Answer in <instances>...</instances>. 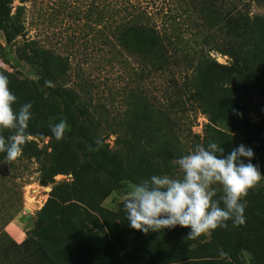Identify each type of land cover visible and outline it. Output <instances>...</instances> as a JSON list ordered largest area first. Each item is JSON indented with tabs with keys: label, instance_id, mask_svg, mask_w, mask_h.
<instances>
[{
	"label": "rangeland",
	"instance_id": "obj_1",
	"mask_svg": "<svg viewBox=\"0 0 264 264\" xmlns=\"http://www.w3.org/2000/svg\"><path fill=\"white\" fill-rule=\"evenodd\" d=\"M68 1H12L9 5L10 16L15 14L17 7H26L25 30L8 43L0 54V73L8 77L9 88L17 97L14 109L18 110L25 103L32 104L31 120L51 116L60 111L57 101L49 97L38 83V77L44 72H49L57 83L72 85L84 93L87 99H91V106H87L89 102L84 99L75 105L78 121H97L100 123L99 127L103 129L117 122L118 116L115 111L131 91L133 97L137 98V95H143L150 84L147 80H138L131 73L120 75L119 65H102L103 62L96 55L98 44L96 27L92 26V33H89L88 39L85 38L87 31L83 26L85 22L80 2L75 4L79 10L72 14L66 7ZM218 5L222 12L233 10L237 12L232 21L220 22L215 40L226 49L229 46L237 49L242 63L241 68L229 78L205 72L198 80L205 102L210 105V115L204 114L202 110H196L190 115L176 113L172 117L181 120L182 123H185L186 119L192 121L191 132L195 137L184 140L183 155L193 151L198 144L206 147L209 142H216L224 149V155L243 144L253 150L254 158L251 163L259 165L261 174L264 175V98L251 93L247 96L237 89L241 88L238 83L248 78L252 53L264 32V0H222ZM30 41L34 42L31 44ZM0 43L5 45L1 31ZM41 46L56 56H68L70 68L67 75L62 74L65 67L60 60H53L47 51L41 53L37 50V47ZM210 57L223 67L233 70L229 54H223L218 50L211 52ZM160 85V81H157L150 86H155L158 92ZM160 96L161 94L157 93V97ZM134 102H137V99ZM158 103L151 109L153 114L150 115L153 122H157L153 127L156 133L158 129L166 126L162 116L165 113L161 112L164 111L162 101ZM140 118L148 119L149 116L142 113ZM121 128H124V125ZM178 129L180 126L176 125L172 133L180 136ZM2 134L6 138L10 135L6 132ZM154 139L157 140V137ZM106 140L112 144L113 137ZM35 155L38 160L33 157ZM149 161L150 158H146L144 163ZM77 162L81 163L82 159L75 145L63 142V139L58 141L55 137L29 136L23 145L22 154L12 161L6 160L5 154L0 153V235H5L16 245L23 241L41 240L45 245L54 248L63 264L66 261L70 264H99L98 259L102 255L111 257L113 263L110 264H122L119 260L123 255L122 251L116 247L102 245L95 237L88 240L87 236L84 247L71 246L65 242L67 221L69 218H77L78 212L75 208H69V205L83 207L82 202L75 200L89 198V203L98 204L118 217L120 225L130 232L129 245L133 240L141 238L147 249L151 250L155 245L168 240L173 228L147 234L132 229L124 218V212L121 211L123 205H120V197L125 188L111 192L100 201L98 193L108 186L107 180L93 173H89L83 179H74L69 172L71 169L69 163L71 165ZM41 163L47 167L44 175L46 184L40 182ZM172 165H175L174 161L164 163L160 160L156 168L165 167L162 170L163 175L179 177L180 172L176 165L175 174L165 172L166 167ZM135 179L142 182L150 179V176L148 171H144L142 176L137 175ZM214 187H217L219 195L218 186ZM245 200L246 223L233 227L232 221L229 220L227 228L218 230L222 237L237 249L241 264H264V230L257 225L260 219H264V179L249 190ZM9 225L21 228L24 235L19 238L13 237ZM35 225L39 228L36 233ZM86 225L93 234H99V227L95 224ZM208 239L209 233L202 235V241ZM254 242L258 245L251 246ZM197 245L198 243H192L187 248ZM134 261L135 259L126 258L127 263ZM183 263L191 264L190 261Z\"/></svg>",
	"mask_w": 264,
	"mask_h": 264
},
{
	"label": "trees",
	"instance_id": "obj_2",
	"mask_svg": "<svg viewBox=\"0 0 264 264\" xmlns=\"http://www.w3.org/2000/svg\"><path fill=\"white\" fill-rule=\"evenodd\" d=\"M12 1L0 0V31L5 41V45L0 43V54L8 43L25 30L26 7H17L15 14L10 16L9 5ZM69 1L66 7L72 14L79 10L75 6L80 2L85 22L83 26L87 31L85 38L88 39L89 33H92V26L96 27V55L103 66L119 65L120 75L131 73L138 80H147L150 85L157 81L161 83L158 92L155 86L148 85L143 95H137V98L133 97L131 91L132 94L129 93L115 111L117 122L101 129L97 121L80 122L76 117L77 102L84 99L89 102L87 106H91V99H87L84 93L72 85L57 83L49 72L38 77V83L49 97L57 101L60 111L51 116L30 120L29 136L53 138L49 124L66 120L68 130L63 142L73 143L82 159L81 163H69V172L76 180L83 179L89 173L105 177L108 186L98 193L99 200L102 201L111 192L126 188L125 181L140 183L135 176H142L144 171H148L150 177L163 175L165 167L156 168L160 160L166 163L183 156L184 140L195 137L191 132L192 121L186 119L182 123L172 115H190L196 110L210 115V105L205 102L198 80L205 72L229 78L241 68L237 49L232 46L226 49L215 40L220 22L232 21L237 12H222L218 5L222 0ZM33 42L30 41L31 44ZM37 50L41 53L47 51L53 60H60L65 67L62 74L67 75L70 68L68 56H56L51 51H45L42 46L37 47ZM218 50L230 55L233 70L223 67L210 57L211 52ZM46 80L51 81L54 87H45ZM238 85L241 88L237 89L242 94L251 93L264 98V32L252 53L248 78ZM156 92L161 94L159 98ZM135 99L137 102H134ZM161 101L166 126L156 133L153 127L157 122H153L150 115L153 114L151 109ZM142 113H147L149 118L141 119ZM122 125L124 128H121ZM176 125L180 126L177 130L180 131V136L172 133ZM104 131L105 134L101 133ZM4 132L11 135L9 131ZM108 137H113L112 144L107 142ZM97 140L102 144L99 150H95ZM35 152L38 154V151ZM33 157L38 160L36 155ZM146 158H150L149 163H144ZM46 168L45 164H40L41 184H46ZM175 169V165L167 166L165 172L175 174ZM75 201L82 202L83 207L69 205V208L78 211L77 218H69L66 225L65 242L71 246L84 247L87 236L88 240L95 237L102 245L122 251L123 255L119 259L122 264H184L183 262L189 261L191 264H241L237 249L222 237L218 228L212 230L209 239L204 242L202 236L195 240L188 239L190 229L177 226L172 229L168 240L148 250L141 238L133 240L129 245L130 232L120 225L115 214L98 204L89 203V198ZM86 222L99 227V234H93ZM257 225L264 230V219H260ZM38 229L35 225L34 232ZM192 243L198 245L187 248ZM253 245L257 246L258 243L254 242L251 246ZM126 258L135 261L127 263ZM110 259V256L102 255L98 259L99 264L113 263ZM61 260L54 248L41 240L23 241L16 245L5 235H0V264H63ZM65 264L70 263L66 261Z\"/></svg>",
	"mask_w": 264,
	"mask_h": 264
},
{
	"label": "clouds",
	"instance_id": "obj_3",
	"mask_svg": "<svg viewBox=\"0 0 264 264\" xmlns=\"http://www.w3.org/2000/svg\"><path fill=\"white\" fill-rule=\"evenodd\" d=\"M9 79L0 73V153L5 159H17L28 141L32 104L14 109L17 97L9 88ZM45 87H54L45 81ZM56 140L68 130L66 120L49 124ZM9 131L7 138L2 134ZM97 148L102 146L96 141ZM92 150V149H90ZM254 152L241 144L224 155L216 142L196 145L194 150L174 160L180 176L152 175L140 183L125 181L120 197L121 211L129 226L142 233L159 232L177 226L190 229L187 238L195 240L217 228L246 223L245 210L249 190L264 179L259 165L251 163ZM245 161H248L245 163ZM219 188V195L217 187ZM226 255V253H221Z\"/></svg>",
	"mask_w": 264,
	"mask_h": 264
},
{
	"label": "built area",
	"instance_id": "obj_4",
	"mask_svg": "<svg viewBox=\"0 0 264 264\" xmlns=\"http://www.w3.org/2000/svg\"><path fill=\"white\" fill-rule=\"evenodd\" d=\"M9 231L10 233L12 234L13 237L15 238H19V237H22L24 235L23 231L21 228H18L14 225H9Z\"/></svg>",
	"mask_w": 264,
	"mask_h": 264
}]
</instances>
